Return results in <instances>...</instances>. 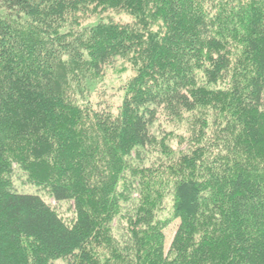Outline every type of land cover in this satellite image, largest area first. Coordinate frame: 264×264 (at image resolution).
Segmentation results:
<instances>
[{"label":"trees","instance_id":"1","mask_svg":"<svg viewBox=\"0 0 264 264\" xmlns=\"http://www.w3.org/2000/svg\"><path fill=\"white\" fill-rule=\"evenodd\" d=\"M100 10L134 23L83 26ZM124 55L139 70L117 112L92 108L86 74ZM197 108L210 140L139 161L161 109ZM57 260L264 264V0H0V264Z\"/></svg>","mask_w":264,"mask_h":264},{"label":"rangeland","instance_id":"2","mask_svg":"<svg viewBox=\"0 0 264 264\" xmlns=\"http://www.w3.org/2000/svg\"><path fill=\"white\" fill-rule=\"evenodd\" d=\"M113 22L133 24L132 18L123 10H100L91 13L90 17L83 21V26L98 24L100 22ZM139 63L133 55H124L108 67L101 74L89 72L86 74L85 82L82 84V96L89 105L98 110H106L115 114L123 97V88L128 81L137 75ZM214 113L210 108H197L192 112L173 113L168 109H161L156 120L150 128L152 141L141 155L142 164L165 162L172 157L178 156L190 149L195 142H206L211 139ZM200 124L202 126H200ZM13 186L16 191L24 193H36L50 202L60 216L69 222L74 221L75 215L71 202L56 204L44 190L37 191L36 187L30 185L22 173L16 171L13 175ZM170 198L168 194L162 206V215L168 211ZM178 221L170 223L165 230L163 248L164 251L170 247ZM126 221L118 220L114 233L117 236L126 234ZM55 264H66L64 260H57Z\"/></svg>","mask_w":264,"mask_h":264},{"label":"bare ground","instance_id":"3","mask_svg":"<svg viewBox=\"0 0 264 264\" xmlns=\"http://www.w3.org/2000/svg\"><path fill=\"white\" fill-rule=\"evenodd\" d=\"M222 45V44H221ZM218 49V48H217ZM214 50V49H213Z\"/></svg>","mask_w":264,"mask_h":264}]
</instances>
